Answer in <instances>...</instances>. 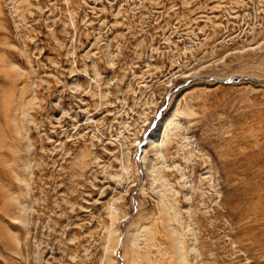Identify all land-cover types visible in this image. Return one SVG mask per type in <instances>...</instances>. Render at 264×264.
<instances>
[{"label": "rangeland", "instance_id": "1", "mask_svg": "<svg viewBox=\"0 0 264 264\" xmlns=\"http://www.w3.org/2000/svg\"><path fill=\"white\" fill-rule=\"evenodd\" d=\"M0 264H264V0H0Z\"/></svg>", "mask_w": 264, "mask_h": 264}, {"label": "bare ground", "instance_id": "2", "mask_svg": "<svg viewBox=\"0 0 264 264\" xmlns=\"http://www.w3.org/2000/svg\"><path fill=\"white\" fill-rule=\"evenodd\" d=\"M155 131L152 132V134L154 133ZM148 142H150V137H148ZM182 260V259H181ZM183 261V260H182Z\"/></svg>", "mask_w": 264, "mask_h": 264}]
</instances>
